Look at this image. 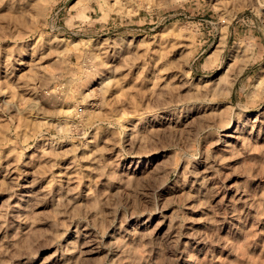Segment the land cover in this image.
<instances>
[{"label": "rangeland", "instance_id": "1", "mask_svg": "<svg viewBox=\"0 0 264 264\" xmlns=\"http://www.w3.org/2000/svg\"><path fill=\"white\" fill-rule=\"evenodd\" d=\"M0 264H264V0H0Z\"/></svg>", "mask_w": 264, "mask_h": 264}, {"label": "bare ground", "instance_id": "2", "mask_svg": "<svg viewBox=\"0 0 264 264\" xmlns=\"http://www.w3.org/2000/svg\"><path fill=\"white\" fill-rule=\"evenodd\" d=\"M101 75L97 72L93 73L90 79V83H93L94 81H96L98 78H100Z\"/></svg>", "mask_w": 264, "mask_h": 264}]
</instances>
